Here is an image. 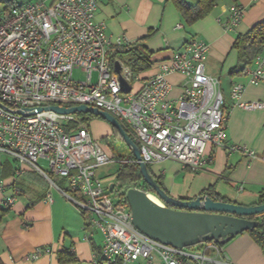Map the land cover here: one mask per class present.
I'll list each match as a JSON object with an SVG mask.
<instances>
[{
	"label": "built area",
	"instance_id": "built-area-1",
	"mask_svg": "<svg viewBox=\"0 0 264 264\" xmlns=\"http://www.w3.org/2000/svg\"><path fill=\"white\" fill-rule=\"evenodd\" d=\"M98 6V0H31L21 6L9 2L0 11V153L19 165L20 173L24 167L38 173L91 215L92 226L102 235L104 259L122 264H209V253L221 252L217 243L177 249L136 229L126 198L129 189L119 190L117 184L104 188L99 177L98 171L111 161L103 145L88 130H68L76 122L73 114L52 108L86 106L106 112L124 130L127 127L147 165L175 161L183 170L205 171L211 162L207 147L224 146L228 125L220 81L206 73L210 46L190 41L136 87L128 66L119 62L121 71H115L113 55L129 44L108 36L106 26L96 20ZM243 14L232 6L228 27H236ZM254 64L249 84L258 86L264 83V56H257ZM76 71L86 79L76 80ZM172 74L185 79L178 98L170 97ZM121 78L129 93L123 91ZM244 91L243 84L232 85L237 108L264 110V102H244ZM230 149L247 151L240 146ZM40 160L48 162L49 173L39 168ZM53 177L66 180L69 192ZM114 192L120 198L117 203L110 196ZM14 201L8 197L5 205ZM46 202H52L51 195Z\"/></svg>",
	"mask_w": 264,
	"mask_h": 264
},
{
	"label": "crops",
	"instance_id": "crops-1",
	"mask_svg": "<svg viewBox=\"0 0 264 264\" xmlns=\"http://www.w3.org/2000/svg\"><path fill=\"white\" fill-rule=\"evenodd\" d=\"M183 1L194 5L197 0ZM98 4L97 22L106 26L112 40L124 39L129 44L124 47L136 45L154 32L142 44L152 52L155 62L151 70L139 76L136 87L157 72L159 63L190 41L200 40L210 46L206 73L219 79L225 97L223 110L228 115L224 146L207 147L211 162L202 172L183 170L175 161L150 165L151 170L162 177L169 195L179 187L177 177L187 173L183 180L187 183L171 195L176 199L194 200L211 189L222 202L255 206L264 192V110L248 112L237 108L231 99V88L235 83L243 84L244 102H264V83L249 84L254 63L243 73L234 74L240 66L238 52L233 49L238 36L264 21V0H239L237 4L221 0L209 16L191 27L167 0H98ZM234 5L244 14L236 27L229 28L230 8ZM168 81L172 86L170 97L178 98L184 77L172 74ZM91 126L94 138L106 145L105 140L113 133L110 124L96 117ZM233 146L246 147L247 151H232ZM19 168L11 158L0 168V264H58L57 254L65 249L74 251L82 264H96L92 237L69 200L38 173L27 167L20 173ZM48 195L52 202H46ZM8 197H15L13 205H5ZM94 231L102 238L97 229ZM220 247L219 254L209 253V264H264V246L250 232Z\"/></svg>",
	"mask_w": 264,
	"mask_h": 264
},
{
	"label": "water",
	"instance_id": "water-1",
	"mask_svg": "<svg viewBox=\"0 0 264 264\" xmlns=\"http://www.w3.org/2000/svg\"><path fill=\"white\" fill-rule=\"evenodd\" d=\"M115 71L117 73L121 71L119 62L115 63ZM120 81L123 91L129 93L128 83L123 78ZM52 109L60 114L80 113L99 117L118 130L140 167L144 183L161 203L154 201L150 194L142 189L130 188L127 191L126 198L131 209L132 224L147 237L177 249L191 248L209 242L226 245L234 237L252 232L259 225H264V203L246 207L215 201L202 195L194 200H181L170 196L150 174L138 146L110 114L86 106ZM112 187L113 185L110 186V190Z\"/></svg>",
	"mask_w": 264,
	"mask_h": 264
},
{
	"label": "trees",
	"instance_id": "trees-1",
	"mask_svg": "<svg viewBox=\"0 0 264 264\" xmlns=\"http://www.w3.org/2000/svg\"><path fill=\"white\" fill-rule=\"evenodd\" d=\"M220 1L221 0H197L194 5L189 4L183 0H167V3H172L180 13L185 25L191 27L198 21L203 20L207 16H209ZM232 1L235 4L239 2V0ZM153 34L154 32L150 31L149 34L139 43H136V45L117 49L112 57V63L121 62L130 68L134 81L141 74L152 69V52H150L142 43L146 39L150 38ZM233 49L238 52V60L240 66V70L234 72V74L243 73L254 63L257 56L264 53V21L256 24L247 34L238 36L233 45ZM94 118L96 117L92 115H86L84 118V122H91ZM77 128L78 123L75 122L68 127V130H77ZM125 131L127 132V130ZM127 134L133 140L132 136L128 132ZM111 139L121 141L123 145L126 146L120 133L114 128ZM129 154V159L125 162H121V166L119 167V170L117 172L116 184L118 185L119 189L126 190L130 188H136L142 189L148 193H152L153 195H155L152 190L144 183L143 177L140 172V167L130 149ZM148 169L161 189L168 193L162 177L155 176L151 170L150 165H148ZM202 196H207L215 201H222V198L212 192L211 189L205 190L202 193ZM263 203L264 192L262 193L258 203L255 205H261ZM250 234L258 243H261L264 246V225H259L254 231L250 232ZM93 250L96 254L97 264H122L120 261L112 262L104 258L98 259V248L94 246ZM57 260L58 264H82L77 257V254L70 249H65L58 252Z\"/></svg>",
	"mask_w": 264,
	"mask_h": 264
},
{
	"label": "rangeland",
	"instance_id": "rangeland-1",
	"mask_svg": "<svg viewBox=\"0 0 264 264\" xmlns=\"http://www.w3.org/2000/svg\"><path fill=\"white\" fill-rule=\"evenodd\" d=\"M8 1L12 5H15V6L27 5L28 3L31 2V0H3V2H0V11L3 10L7 4H9ZM151 60L153 63L155 62L153 59H151ZM74 77L76 80L83 81L86 79V74H84L80 71H76L74 73ZM92 78H93V81L96 82L98 79V74L95 73ZM138 80H139V77L135 79V84ZM86 115H88V114H80V113L73 114L75 121L78 123V128L75 131H80V130H88L89 132L92 131L91 122H84V118ZM125 128L127 130V127H125ZM130 135H131V133H130ZM93 138H94V136H93ZM105 141L107 142V143L105 142L107 146L104 145L103 143H101V144L103 145L104 149L106 150V153L110 156L111 161L107 165L103 166L98 171V174H99V177L102 181L104 188L109 189V187L111 185L116 184L117 172L119 170V167L121 166L120 165L121 162L127 161L130 157V154H129V149L125 145H123V143L121 141H118V140L116 141V140L111 139V138L108 140H105ZM7 161H9V158L6 155L0 153V168H1V165L5 164ZM38 166H39V168H41L44 171H46L47 173H49L47 161L40 160L38 162ZM186 176H187V173H181L177 177L176 184H177V186H179L177 188V191H179L180 188H182L180 185L182 183H184L183 180L186 178ZM53 178L55 179L57 186L62 187L66 191L69 192V186H68V183L66 180L57 179L55 177H53ZM185 183H187V181ZM177 191H175V193H177ZM175 193L171 194V195H175ZM149 194L153 195L152 193H149ZM110 196H111L113 202H115V203H117L120 200V198L116 197L115 192L110 194ZM153 196H155V195H153ZM69 203L74 208V213L78 214L80 216V218L82 219L81 222H83V224H85V228L87 229L86 230L87 234L89 237H92V241L94 243V246L96 248H98V251H99L97 253L99 255L98 259H103L104 258L103 250H102L103 240H102L101 236L97 232L94 231L96 229L91 224V219H92L91 215L88 212H84V211L82 212L74 203H72L70 201H69Z\"/></svg>",
	"mask_w": 264,
	"mask_h": 264
},
{
	"label": "bare ground",
	"instance_id": "bare-ground-1",
	"mask_svg": "<svg viewBox=\"0 0 264 264\" xmlns=\"http://www.w3.org/2000/svg\"><path fill=\"white\" fill-rule=\"evenodd\" d=\"M150 197L154 200V201H156L157 203H160V201L156 198V197H154L153 195H150ZM161 204V203H160Z\"/></svg>",
	"mask_w": 264,
	"mask_h": 264
}]
</instances>
